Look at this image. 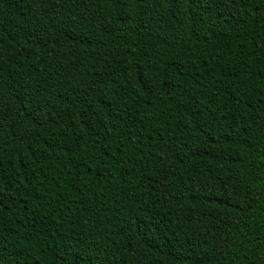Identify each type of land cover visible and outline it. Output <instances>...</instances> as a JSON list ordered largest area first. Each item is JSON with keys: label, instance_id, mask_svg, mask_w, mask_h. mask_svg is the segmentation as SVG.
Masks as SVG:
<instances>
[{"label": "trees", "instance_id": "16d2710c", "mask_svg": "<svg viewBox=\"0 0 264 264\" xmlns=\"http://www.w3.org/2000/svg\"><path fill=\"white\" fill-rule=\"evenodd\" d=\"M120 13L0 0V253L264 264V0Z\"/></svg>", "mask_w": 264, "mask_h": 264}, {"label": "snow or ice", "instance_id": "6c2138e0", "mask_svg": "<svg viewBox=\"0 0 264 264\" xmlns=\"http://www.w3.org/2000/svg\"><path fill=\"white\" fill-rule=\"evenodd\" d=\"M141 0H113V3L120 7L121 9V17L125 20L130 18L129 14V6L132 4L140 3ZM161 4L167 3L168 0H159ZM235 2V0H233ZM226 6V5H225ZM257 11H260V9H257ZM155 21L152 19L151 16V9L148 11H145L143 13V26L146 30L151 31L152 25ZM42 116L44 114H41ZM87 119V117H85ZM0 128H2V125H0ZM5 141V137L3 134H0V142ZM99 141H94V143H98ZM0 264H13V261L9 257H5L2 253H0Z\"/></svg>", "mask_w": 264, "mask_h": 264}]
</instances>
